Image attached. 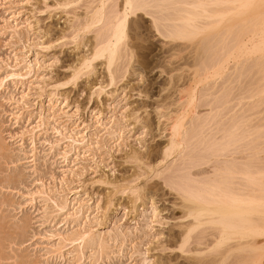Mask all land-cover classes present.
Returning a JSON list of instances; mask_svg holds the SVG:
<instances>
[{
	"label": "rangeland",
	"instance_id": "rangeland-1",
	"mask_svg": "<svg viewBox=\"0 0 264 264\" xmlns=\"http://www.w3.org/2000/svg\"><path fill=\"white\" fill-rule=\"evenodd\" d=\"M64 1L69 4H78L79 7L44 15L42 7L33 8L31 6L33 4L42 5L43 0H0V79L12 69L26 72L21 82L18 81L14 84L11 80H5L3 87H0V264H16L17 261L27 262V264H142L144 259L186 261L188 259L213 258L207 255L200 257L193 255L190 256L191 258L176 253L168 255L156 253L155 249L146 248L147 233L143 217L147 209L144 204L140 203L135 213L130 207L131 201L127 197L113 195L109 200L105 184L93 182L101 179L106 183H112L113 179L119 182L123 176L121 169L125 166L121 148L124 145H117L116 140L120 139L119 134L122 130L134 131L135 119L126 122L133 117V113L129 112L128 117H124L121 115L123 109L118 106L124 97L125 87L130 89L128 98L132 105H136L139 100V90L131 88L130 80L123 86L122 82L118 80L117 84L100 94L101 98L89 103L86 96H80V92L84 91V84L79 85L78 88L67 90L53 87L54 84L60 83L61 79H66L63 75V67L67 66V59L72 54L65 49L46 51L43 48L44 41L53 33L67 32L74 26L80 25L87 12L86 6L97 5L99 0H60L61 3ZM10 25L15 26V31ZM93 35L94 31L83 35L81 54L91 49L90 43ZM153 43L156 48L161 49V56H165L167 48L164 43L157 41H153ZM167 47H169V43ZM188 47L186 51L184 49L183 57L182 55L176 57L174 59L176 62L173 60L166 65L169 69L167 72L164 74H161L159 70L152 72V82L147 85L150 91L155 89L157 96L161 90H169L161 102L168 111L164 113L158 129L155 127L158 117L154 111L150 116L143 117L151 121L155 133L148 145L150 155L155 156V159L150 160L152 164L159 162L160 151L169 137L170 128L167 125L170 124L171 115L173 117L175 113L189 108L193 110L194 105L195 108L192 112L199 119H194L193 115V122L198 123L204 116L201 123H204L207 132L215 133V137H219L223 130L222 127L224 128L229 121L232 122V117L238 118L239 116L236 114L239 115L241 112L242 115L239 119H233L239 123L247 120L248 127L242 125L245 129L249 130L251 125L261 124L264 120V107L262 108L259 97V90L264 80L258 77L261 76V73H258V68H256L258 66L252 64L253 58H250L251 60L249 58L236 59V63L228 62L226 70L213 77L215 83L212 78L211 81L208 80L211 85L207 83L205 88L206 85L202 86L204 83L202 80L195 84L193 82L194 76L190 72H193L191 69L194 70L197 66L191 68L188 65V62L191 64L193 56V49L190 50L191 46ZM189 50L192 53H187ZM184 52H186L187 59ZM167 53H169L168 49ZM53 56L58 59L63 58L62 66H49ZM16 57L18 58L15 60ZM17 60L20 62L14 66ZM104 62L96 61L95 63L97 71L103 69V74L106 75ZM184 62H187V65ZM248 62L249 64H247ZM235 65H238L237 70ZM245 65L246 68L248 67L247 69L243 68ZM159 68L158 64L157 69ZM222 73L224 74L222 75ZM224 77L226 80L222 82ZM94 79L99 81L98 76H95ZM216 82L217 84L221 83L217 85ZM194 86L198 89L197 95L200 93L199 98L195 97L194 102L188 105L186 101L188 91L190 88L195 89ZM254 89L255 91H253ZM211 90L212 93L209 94ZM133 91L137 93L135 98L132 95ZM200 91L203 94L205 91L206 93L201 95ZM223 92H226L227 97H224ZM202 96L206 99H203ZM196 98H198L197 101ZM65 99L70 101L68 105L64 104ZM154 99L153 97L143 101L140 107L149 105L155 107ZM17 100L18 102H16ZM249 104L251 105L250 111L249 108L247 109ZM77 106L80 108L79 112L76 111ZM218 110L219 112H217ZM220 110L223 112H221V115L224 114L223 116L220 115ZM248 111H253L251 113L254 114ZM16 112L19 114L17 119L14 117ZM209 115L212 116L210 120L207 118ZM216 115L220 116L215 117ZM242 116L245 117L242 119ZM226 117H229V120ZM225 118L227 120L223 125ZM241 119L242 121H240ZM218 120L223 121H221V125ZM216 125H219V132H216V128H218ZM260 127L256 126L255 128L254 126V129H257L254 131L255 134ZM241 130L242 127H239L238 131ZM251 130L252 128L249 132L254 133ZM114 134L115 139H113ZM138 134L135 133V135ZM252 136L255 137L254 134H251ZM257 136L259 133L256 135V139ZM251 137L247 138L248 141L253 138ZM73 138L77 143L71 141ZM258 139L256 141L260 144ZM124 140H128L127 135L124 136ZM191 145L194 147L196 144ZM191 145L186 147L188 151ZM198 147L201 149L200 145ZM195 148L197 149V147ZM235 154L232 155L234 157L242 156L240 152ZM175 157L169 156L166 159L167 163L165 162L166 166L164 165V167L167 170L177 168V171H174L178 174L189 170L191 173L197 174L196 177L208 174H205L207 169L212 170V167L209 168L207 164L192 168L185 157L181 158L179 155ZM111 168H115V174ZM166 169L164 170L167 171ZM128 170L131 171V168L129 167ZM32 193H36V195L33 196ZM160 196L167 201L169 209L172 208V202L176 201L179 204V198L173 192L164 190ZM101 198H103V207L97 211L95 201ZM22 203L26 205L24 209L21 208ZM60 204L65 206L62 210L57 208ZM125 207H129L126 217L123 212ZM142 209L143 211H141ZM180 209V207L172 209L173 218L179 219L177 216L181 214ZM205 228L202 230L203 234L212 232L208 225ZM83 231H89V235L90 233L92 235L85 238L83 244L73 243V241L80 240L72 239ZM169 231L175 232L176 235L180 234L179 227ZM201 234L202 237L198 236L196 239L197 243L193 242L191 249L193 253L205 252L213 243L212 235L206 234L207 236L204 235V238ZM87 239H91V242ZM29 240L32 242L28 243ZM208 240H211L212 243ZM205 242L210 245L204 244ZM22 244L23 248L20 247ZM100 245L102 248L99 247ZM145 251L148 252L147 257L144 256ZM232 259L234 260V256ZM256 264H260V261Z\"/></svg>",
	"mask_w": 264,
	"mask_h": 264
},
{
	"label": "snow or ice",
	"instance_id": "snow-or-ice-1",
	"mask_svg": "<svg viewBox=\"0 0 264 264\" xmlns=\"http://www.w3.org/2000/svg\"><path fill=\"white\" fill-rule=\"evenodd\" d=\"M31 6L33 8L42 7L44 15L79 7L78 4L61 3L60 0H55V2L43 0L42 5L33 4ZM175 9L192 10L184 21L185 27L179 30L169 29L162 20L165 13H170ZM86 10L91 16V22L86 16L82 26H74L67 32L53 33L43 43V48L46 51L65 49L72 54L67 59V66L63 67V75L66 79H61V82L54 84L53 87L67 90L78 88L79 85L84 84L85 88L84 91L80 92V96H86L89 103L101 98L100 94L117 84L118 80L122 82V86L130 80L131 88L139 90V100L136 105H132L128 98L130 89L125 87L124 97L118 106L123 109L121 115L124 117H128L129 112L133 113V117L126 122L135 119L134 131L122 130L119 134L120 139L116 140L117 145H124L121 148L123 165L125 166L121 169L123 176L119 182L115 179L112 183H106L103 179L93 182L105 184L108 189L109 200L113 195L125 196L131 201L130 207L133 210L140 203L144 204L147 209L143 217L147 233L146 248L155 249L156 253L168 255L176 253L183 257L193 255L213 257L207 260L188 259L186 261H166L159 258L144 259L142 264H235L231 257L237 249L232 248L231 242L236 233L229 234L226 230L221 231L220 239L211 248H207L205 252L193 253L191 251L193 242L205 227L203 213L196 209L195 205L198 201L190 195L179 174L172 170H163L169 154L175 153L178 148L182 147V145L177 144V135L184 122L183 115H177L175 122L169 120L172 135L169 138L168 146L164 149L165 160H160L156 164L150 162L151 159H155V156L150 155L148 147L150 140L155 135L153 125L150 120L143 117L150 116L154 111L158 117L155 125L158 129L164 113L168 111L161 102L169 90H161L157 96L155 89L150 91L147 85L152 82V72L159 70L161 74H164L169 70L166 65L175 59L174 56H168L166 52L165 56H161V49L156 48L153 41L163 42L167 48L170 41L199 40L218 31L222 23L229 17L251 16L258 20L260 43L258 46L253 44L250 48L241 49L239 54L234 50L231 56H235L237 60L258 56L262 72H264V0H259L258 3L257 0H185L182 3L176 2V0H101L98 5H87ZM101 24H105L106 28L103 34L97 35L95 49L84 51L81 54L83 35L94 31ZM199 54L203 59L198 66V73L204 74V79H207L206 73L209 70L207 57L212 55V50L210 48L205 49ZM62 59L53 56L49 66H62ZM96 61H107L106 75L103 74V69L97 71ZM158 64L160 65L159 69H157ZM95 76L99 77L98 82L94 79ZM9 79L11 77L6 76L4 78V80ZM4 80H0V86H3ZM132 95L135 98L136 91H133ZM153 97L155 98V107L152 105L140 107L143 101ZM259 97L262 107H264V82H262ZM69 103L68 99L64 100L65 105ZM76 111H80L79 106H77ZM97 119L99 120V117ZM135 133L139 134L135 135ZM259 133V170L254 171L252 169L249 158L241 160V168L230 170L229 174L243 176L252 183L258 181L261 187L260 198L258 200L254 198L245 199L231 192H226L225 195L226 199L233 202H242L249 206L259 207L260 224L257 227L249 222L247 236L259 235L264 240V120H262ZM125 135L128 136V140H124ZM113 139H115V134ZM251 151L253 149L250 147L247 152L240 155L246 157ZM129 167L131 171L128 170ZM111 170L115 174V168H111ZM164 190L175 193L185 201V204L180 205L174 201L172 208H167V201L160 196ZM32 195L35 196L36 193H32ZM102 201L103 198L95 201L97 211L103 207ZM25 207L26 205L22 203L21 208L24 209ZM177 207L185 209L187 214L181 215L179 219L173 218L172 209ZM123 212L126 217L129 207H125ZM176 227L180 228L179 235L169 231ZM87 236L88 233L86 232L79 241H73V243L83 244ZM245 238L247 237L244 235L239 236V239ZM31 242V240L28 241V243ZM20 247L23 248L24 245L22 244ZM260 252V264H264V245H261ZM144 256H148L147 251L144 252ZM16 264H27V262L17 261ZM250 264H254V262H250Z\"/></svg>",
	"mask_w": 264,
	"mask_h": 264
},
{
	"label": "bare ground",
	"instance_id": "bare-ground-1",
	"mask_svg": "<svg viewBox=\"0 0 264 264\" xmlns=\"http://www.w3.org/2000/svg\"><path fill=\"white\" fill-rule=\"evenodd\" d=\"M72 1H74V0H72ZM92 1H94V0H92ZM100 2H101V0L98 1L97 5ZM176 2L182 3V2H185V0H176ZM258 2H259V0H257V3ZM64 3H65V1H64ZM86 8H87V6H86ZM191 11L192 10H188V9H175L170 13H165L162 16V20L165 22V24L167 25V27L169 29L179 30V29H182L185 27L184 21L186 20L187 16L191 14ZM84 13H85V11H84ZM83 16H84V14H83ZM86 16L88 17L89 22H91V16H90L88 11L86 12L84 18ZM83 22L82 23L79 22L81 24L78 26H82ZM11 28L13 29V31H15V26L12 25ZM105 28H106V25L101 24V25H98L97 28L94 30V35L92 36V41L90 43L91 49H95L97 35L103 34L105 31ZM83 42H85V41H83ZM170 42H168L169 47H167L169 53H167V49L165 51H166L168 56H174L175 58L176 57L178 58L179 56H181L184 49L186 51V48L188 46H191L190 50H191V48L193 49V54H192L193 56L191 55L192 59L191 58L190 59L192 61H191V64H190V62H188L189 63L188 65H190L191 68L197 66V67H195L194 70L191 69L193 72H190V73H192V76H194V78L192 77L194 79L193 82L195 84V83H198L201 80H203L204 83L202 84V86L206 85V86H204L206 88L208 80L212 79L215 75H218L221 72H223L224 70H226V67L228 66L227 65L228 62L233 61V63H236L235 56H231V54L233 53L234 50L236 51L237 54H239L241 49L250 48V47H252L253 44H255L257 46L259 45V43H260V32H259L258 20L255 19L254 17H251V16H249V17L233 16V17L227 18L222 23V26L218 31L211 33L202 39L195 40V41H179V40H177V41H170ZM209 48L212 50V55L210 57H207L209 70L206 73L207 79H204V74L198 73V66L202 63V59H203L199 53H202L205 49H209ZM190 50H189V52L187 51V53H192ZM184 56L186 58V56H187L186 52H184ZM182 57H183V55H182ZM17 58L18 57H16L15 60ZM19 62H20V60L19 61L17 60V62L14 63V66H16ZM249 62H251V61H249ZM249 62L247 64H249ZM104 63L106 65L107 61H105ZM251 63H250V67H251ZM252 64H254V66H258L256 68H258V73L260 72L261 76H258L257 73L256 74L260 79L264 80V72H262L261 63H260V59L258 56L253 57V63ZM177 65H179V64H177ZM237 66L236 65L234 66V67H236V70H237ZM244 67L246 68V65L243 66V68ZM177 69H175V70H177ZM236 70H235V73H236ZM232 71H230V72H232ZM238 71H239V68H238ZM244 71H245V69H244ZM223 74L224 73H222V75ZM228 74H230V73H228ZM24 75H26V72H20V71H17L16 69H12L9 72H7L4 76H2L0 80H4V78L6 76L11 77V79H9V80L13 81L14 84H16L18 81L19 82L22 81ZM169 75H171V74L169 73ZM190 77H191V75H190ZM220 79H222V78H220ZM225 80H226V78L224 77V81H222V82H225ZM213 82H214V78H213ZM219 83H221V82H219ZM216 84H217V82H216ZM208 85H211V84L208 83ZM0 87H3V86H0ZM204 87H203V89H204ZM209 88H208V90H209ZM195 89H196V87H195ZM195 89L190 88L189 89L190 91H188L189 93H188L187 100H186L188 105H191V103L194 102V98L198 97L200 94L199 93L197 95L198 89H196V92H195ZM203 89H202V91H203ZM217 89H216V91H217ZM255 89L253 91H255ZM221 90L223 91V89H221ZM213 92L215 94V91H213ZM226 92L228 94V89ZM250 92H252V91H250ZM195 93H196V96H195ZM205 93H206V91H205ZM211 93H212V90L209 94H211ZM225 93L223 92V94H225ZM202 94H203V92H201V95ZM227 94H225L224 97ZM248 95H250V94L248 93ZM222 96L223 95L221 94V97ZM219 97H220V95H219ZM219 97H217V98H219ZM247 97H249V96H247ZM198 98H196V101L198 100ZM182 99H184V98H182ZM203 99H206V98L203 97ZM257 99L259 100V97ZM196 101H195V103H196ZM226 101H227V99H226ZM253 101H255V99H253ZM253 101H252V104H253ZM16 102H18V100ZM183 103H185V102H183ZM260 103H262L261 100H260ZM250 104H249V106H247V109L249 108V111H250V106H251ZM253 107H254V105H253ZM194 108H195V105H194ZM194 108H193V110H192V108H189L188 110H183L179 113H175V116H173V117L171 115L172 122H175V117L177 115L182 114L184 117V122H183V125H182L180 132L177 135V144L182 145V147L178 148L175 153H170L169 156L175 157V156L179 155L181 158L185 157V159L188 160V163L190 164V166L192 168L203 165V164H207L209 168L212 167L211 168L212 170L207 169V171L205 172V174L206 173H208V174L203 175V176L201 175V177H196L197 174H193L189 170L179 173V176H180L184 186L189 191L190 195L198 201V203L195 205V207L197 210H199L203 213V223L205 224V226L208 225V227H210L212 230V232L210 231V234H209V232L206 234H208L209 236H211V235L213 236L212 237L213 243L211 242V240L210 241L208 240V242L212 243V245H211V247H212L217 242V240L220 239L222 230H226L227 233H229V234L236 233L235 238L231 242L232 248L237 249V251H235L236 253L232 255V257L234 256L235 264H250V262H254V264H256L257 262L260 261V258H261L260 247H261V245H264V240H262L259 235L247 236V230L250 226L249 222H251L252 224H254L257 227L259 226L260 220H261L259 207L258 206H256V207L249 206L248 204L242 203V202H233L229 199H226L225 194H226V192H231V193H233L237 196L243 197L245 199L254 198V199L258 200L260 198L261 187H260V184L258 181L255 183H252V182H249L247 179H245L243 176L230 175L229 172H230V170L240 169L241 168V160L249 159V158L251 161L252 169L254 171L259 170V165H260V157L258 155L259 143H257L256 140L258 138H260V133H259V131H257V134L259 133V136H257L258 138L256 139L257 134H255L254 131H256L257 129L255 130L254 126H255V128H256V126L260 127L261 124L258 123V125H254V126L251 125L252 130L254 129L253 130L254 133L249 132V130L251 128L248 130L247 128L245 129L242 126V125H244V127H248L249 123L246 122L247 120L245 122H242V123L235 122L242 115V112H241V114H239V115L236 114L237 116H239L238 118H235V116L232 117L233 123L229 121L230 123L229 122H228L229 124L227 123L228 126L226 124L224 126V128L222 127L223 130L220 132L219 137H215V135H214L215 133L211 134L210 131L207 132V128L206 129L204 128V123L203 124L201 123V120H202V118L204 119V116L199 120L198 123L193 122L194 120H192V119L195 116V114H193L192 111H194ZM224 108H226V107H224ZM255 108H253V109L255 110ZM211 109H213V108H211ZM227 109H226V111H227ZM229 109H228V111H230ZM263 110H264V108H263ZM242 111H243V109H242ZM217 112H219V110ZM221 112L222 111L220 110V115H221ZM235 112H232V113H235ZM251 112H253V111H251ZM251 112H249V113H251ZM16 113H15L14 117H16V119H17V117H19V114L18 113L16 114ZM251 114H254V113H251ZM210 115H213V114L210 113ZM210 115H209V117H207L208 120H210V118L212 117V116L210 117ZM223 115L224 114H222L221 116H223ZM219 116L216 115L215 117H219ZM229 117H231V116H229ZM243 117H245V116H242V119H243ZM196 118L199 119L198 116L194 117V119H196ZM226 118L224 119V122L221 120L223 123L219 120L218 121L220 123L218 121H215V122L219 123V125H221V123L224 125L226 123L225 120L228 119V118L227 119ZM233 118H235L236 120L234 121ZM242 119L240 121H242ZM249 119H251V118H249ZM205 121H206V123H208L207 120H205ZM215 122H214V124H215ZM246 123H248V124L246 125ZM219 125L218 126L216 125L218 128L214 127L217 129L216 132L220 131ZM167 126H169V128H170V133H169V137H167L168 139L166 140L162 149L160 148L161 149V151H160L161 155L159 157V161L165 160L164 149H165V147L168 146L169 138L172 135L171 124H169ZM239 127L240 128L242 127L241 131H238ZM30 131H32V129L29 130V132ZM251 134L252 135L254 134L255 137L252 136L253 137L252 138ZM71 136H69V137L72 138ZM249 136L252 139H249V141H248L247 138ZM258 140L260 141V139H258ZM71 141L72 142L75 141L77 143L76 139H74V138ZM240 142H242V144H239ZM191 144H193V145L196 144V145L193 147ZM188 145L192 146V147L191 146L189 147V151H188V148H186ZM198 145H200L201 149H199ZM195 147H197V149ZM250 147L253 149V151L248 152V156L239 157L238 155H236L238 152H240L241 154L247 152ZM190 148H192V149H190ZM239 148H240V150H239ZM65 153H64V155H65ZM233 153L234 154L236 153L235 155L237 157H234V155H232ZM169 160H171V159H169ZM165 162L167 163L166 160H165ZM211 162H213V163L209 164ZM168 163H169V161H168ZM164 169H166V168L164 167ZM174 170L177 171V168L176 169L174 168ZM175 171H174V173H175ZM176 173H178V172H176ZM178 198H179V200H178L179 204L184 205L185 201L183 199H181L179 196H178ZM64 207H65L64 205L60 204L57 208L59 210H62ZM180 210H181V214H179V216H177V217H180L181 215L187 214V211L185 209L181 208ZM136 211H137V208L133 212L136 213ZM203 232H202V234L201 233L200 234L203 235V237L205 238L204 235H206V234H203ZM85 233L86 232L83 231L82 233L77 235L76 238H73L72 240L80 239L82 236H84ZM87 233H88V236L86 238H89L90 235H92V234L90 233V235H89V231ZM179 233H180V231H179ZM179 233H177V234H179ZM241 235H244L247 238L239 239V236H241ZM200 237H202V236L199 235V238ZM196 239H198V237ZM207 239H209V238H207ZM210 239H211V237H210ZM90 240H88V241H90ZM208 242H205L204 244H206ZM195 243H197V241ZM198 243H199V245H201L199 240H198ZM195 245H197V244H195ZM99 247H101V245ZM207 247H208V245H207ZM205 249H206V247H205ZM196 250H199V249H196ZM200 251H201V249H200ZM232 257H231V259H232ZM220 258L222 259L223 257H220ZM193 259H195V258H193ZM205 260H207V258Z\"/></svg>",
	"mask_w": 264,
	"mask_h": 264
}]
</instances>
